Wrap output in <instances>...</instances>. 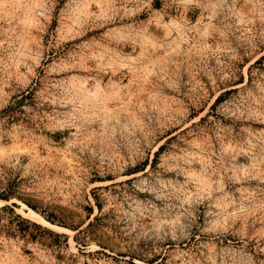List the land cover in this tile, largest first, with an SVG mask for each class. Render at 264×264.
I'll list each match as a JSON object with an SVG mask.
<instances>
[{"label":"rangeland","instance_id":"obj_1","mask_svg":"<svg viewBox=\"0 0 264 264\" xmlns=\"http://www.w3.org/2000/svg\"><path fill=\"white\" fill-rule=\"evenodd\" d=\"M0 198V264H264V0H0Z\"/></svg>","mask_w":264,"mask_h":264},{"label":"trees","instance_id":"obj_2","mask_svg":"<svg viewBox=\"0 0 264 264\" xmlns=\"http://www.w3.org/2000/svg\"><path fill=\"white\" fill-rule=\"evenodd\" d=\"M227 93H228V91L225 92L224 94H227ZM221 97H222V95L219 98H217V101L220 100ZM161 149H162V146L159 148V150H161ZM159 150L156 152V154L159 153ZM142 169H144V168H142ZM29 205H31V204H29ZM97 206H98V208H100L99 204H97ZM5 209H10L11 210V208H9V206H7ZM90 211H92V208L90 209ZM41 214L44 216V214L42 212H41ZM16 218L19 220V223H20L19 231L21 232V234L25 237L26 236L25 233H28L27 237H28V239H30L32 241H35L36 237L34 236L31 228H36V229L42 230L44 233H46L48 235H52V236L56 237L57 239H59L61 237L67 238L66 235H62V234L56 233L53 230H50L48 228H45V227L41 226L40 224H37V223L32 222V221H30V220H28L26 218H23L20 215H17ZM44 218L47 221H49L50 223L55 224L57 226L70 228V229H72L74 231L78 230V227L74 228V227H71V226H67L65 223L60 222V221H56V220L50 218L49 216L45 215ZM74 239L77 240V237L75 236Z\"/></svg>","mask_w":264,"mask_h":264}]
</instances>
